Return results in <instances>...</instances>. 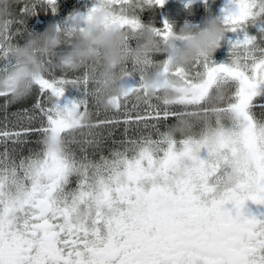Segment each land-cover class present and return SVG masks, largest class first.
Masks as SVG:
<instances>
[{
  "label": "snow or ice",
  "instance_id": "1",
  "mask_svg": "<svg viewBox=\"0 0 264 264\" xmlns=\"http://www.w3.org/2000/svg\"><path fill=\"white\" fill-rule=\"evenodd\" d=\"M106 2L109 23L129 37L152 26L137 9L164 4ZM229 4L235 10L223 9L221 20L227 31L244 34L229 41L227 63L205 57L169 66L166 56H149L132 64L140 82L148 67L159 65L162 83L190 86L172 104L159 92L135 99L143 92L138 83L103 109L96 100L98 66L63 70L51 66L52 57L42 60L45 70L24 97L0 91V264H264V214L244 211L248 200L264 205V28L259 36L244 31L264 15V0ZM14 6L19 15L0 27L4 59L13 53L10 39L23 31L25 18L38 7L55 12L56 0H16ZM155 30L165 39L172 25L165 20ZM124 74L130 75L127 63ZM65 85L82 94L61 105ZM217 88L224 98L210 112L205 96ZM34 93L30 107L8 111ZM181 115L205 119L194 121L188 135L169 138V121ZM209 125L216 148L201 139ZM201 148L207 159L198 155ZM236 153L246 163L238 182L224 186L217 173Z\"/></svg>",
  "mask_w": 264,
  "mask_h": 264
},
{
  "label": "clouds",
  "instance_id": "2",
  "mask_svg": "<svg viewBox=\"0 0 264 264\" xmlns=\"http://www.w3.org/2000/svg\"><path fill=\"white\" fill-rule=\"evenodd\" d=\"M16 0H0V27L14 15ZM111 12L106 0H100L97 6L85 15L73 14L66 26L49 23L42 31L31 32L22 46L14 47V63L7 72L0 75V91H6L18 98L24 97L31 84L44 70L42 60L52 57L51 66L58 69L77 71L87 65H97L95 79L99 87L97 102L103 109H111L112 97L127 94L130 86L125 78L124 65L127 62L140 64L154 53L167 57L169 66L189 64L197 58L211 57L220 46L227 32L221 19L207 16L203 26L195 28L184 24L178 30H172L165 39H161L154 26L143 28L136 34L135 46L128 44L129 33L109 23ZM64 50L57 53L61 45ZM160 66L144 71L139 87L143 90L135 96L143 100L145 95L161 99L172 104L190 93V86L176 81L162 83ZM224 98V90H211L205 101L210 112H214ZM91 120V116H86ZM205 119L197 115H181L167 129L169 138L188 135L194 121ZM206 148L217 147V137L211 126H207L201 137ZM246 163L240 153L231 157L228 170L220 178L224 186H234L238 182V169Z\"/></svg>",
  "mask_w": 264,
  "mask_h": 264
},
{
  "label": "flooded vegetation",
  "instance_id": "3",
  "mask_svg": "<svg viewBox=\"0 0 264 264\" xmlns=\"http://www.w3.org/2000/svg\"><path fill=\"white\" fill-rule=\"evenodd\" d=\"M97 0H56V11L52 12L50 9L43 10L37 8L34 16L36 19L29 24V28H34L35 25H39L40 28H45L49 23L55 22L58 25L66 26L69 23V18L73 14L80 16L85 15L89 9H91ZM226 7H231L235 10V4H229V0H164L162 6H145L137 9V14L144 23H151L156 28H161L163 22L166 20L172 25L174 30H178L182 25L189 24L195 28L203 26V20L207 16L216 17L222 19L224 12L222 11ZM14 8V7H13ZM33 16V15H31ZM264 28V15L257 18L254 22L246 24L244 31L249 35L259 36V29ZM244 32L237 29L235 32L227 31L225 36L220 42V46L211 56V59L216 63L228 62L229 56V41L237 38H242ZM258 42H260L258 40ZM136 36H130L128 38V44L135 46ZM165 56L162 53H154L151 55L154 61L160 60ZM127 65H132L131 62H127ZM131 67V66H130ZM128 66L130 75L126 77L129 86H135L140 83V75L132 65V68ZM152 68L148 67L147 71H151ZM172 123L173 121H169ZM201 159L208 158L207 149L201 148L199 154ZM228 170V166L225 165L218 171L217 175L223 176L224 172ZM215 177L209 179V183H213ZM221 186L217 187L219 191ZM226 208L231 209L232 205H225ZM245 212H251L254 215L264 214V205L254 204L251 200L245 202Z\"/></svg>",
  "mask_w": 264,
  "mask_h": 264
},
{
  "label": "trees",
  "instance_id": "4",
  "mask_svg": "<svg viewBox=\"0 0 264 264\" xmlns=\"http://www.w3.org/2000/svg\"><path fill=\"white\" fill-rule=\"evenodd\" d=\"M13 12L14 15L18 16L19 15V6H14L13 8ZM36 19V16H27L25 18V23L23 25V31L17 32L14 36L11 37L10 39V43L12 45H14L15 47L18 46H22L28 35L31 32H39L42 31L44 28H40V26L35 25L34 28H29V24L34 22V20ZM17 26L13 25V30H15ZM65 45H61L59 49H57V53H59L60 51L64 50ZM14 63V56L13 53L10 52L8 54L7 59H4L3 57H0V68L4 67L5 65L11 66ZM130 68H132V65H128ZM57 75H59V70H57ZM0 75H3V72H0ZM69 87L71 88L72 91H67L66 89L64 90L63 96L60 97V99L58 100V103H60L61 105H64L66 102L71 101V97L75 96L77 99L80 98L81 96V89L77 88V87H73L70 85H65V87ZM36 100V94L34 93L33 95L27 97L26 99H23L21 101H18L17 103H14L12 105L9 106L8 111L12 112L15 111L19 108H23V107H30ZM134 102V101H133ZM3 117V98H0V118ZM103 118V117H101ZM120 133L119 131H117L116 136L117 138L119 137ZM33 139H36V137H33Z\"/></svg>",
  "mask_w": 264,
  "mask_h": 264
},
{
  "label": "rangeland",
  "instance_id": "5",
  "mask_svg": "<svg viewBox=\"0 0 264 264\" xmlns=\"http://www.w3.org/2000/svg\"><path fill=\"white\" fill-rule=\"evenodd\" d=\"M70 86H72V85H70ZM65 89H66L67 91H72L71 88H69V87H67V86L65 87ZM59 99H60V98H59ZM74 99H77V98H76L75 96H72V97H71V100H74ZM121 128H122V126H121Z\"/></svg>",
  "mask_w": 264,
  "mask_h": 264
}]
</instances>
